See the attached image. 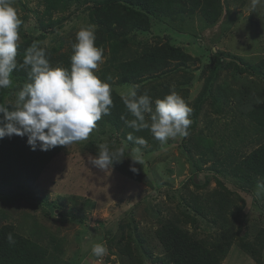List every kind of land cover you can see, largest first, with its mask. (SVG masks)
I'll use <instances>...</instances> for the list:
<instances>
[{
  "label": "rangeland",
  "instance_id": "1",
  "mask_svg": "<svg viewBox=\"0 0 264 264\" xmlns=\"http://www.w3.org/2000/svg\"><path fill=\"white\" fill-rule=\"evenodd\" d=\"M97 1L14 0L23 21L20 42L35 39L47 54L70 65L77 31L94 25L95 43L104 49L96 74L110 76L120 97L129 86L139 85V94L147 91L154 101L175 85L192 108L189 135L161 144L149 129L134 131L125 123L116 127L103 116L88 139L63 146L39 173L15 181L0 178V227L12 225L30 239L35 252L41 248L40 264H164L166 251L156 235L160 219L186 227L195 240L227 246L219 264H264V198L255 195L256 177H247L238 166V153L234 162L227 157L234 150H251L253 145L242 142L260 130L264 3L252 10L250 0H151L156 9L147 27H131L130 21L123 37L104 41L96 16L105 12L94 9ZM166 43L190 60L173 61L136 83L120 82L123 61L148 57ZM218 57L231 62L230 67L219 69ZM11 78L13 85L3 89L1 98L6 107L15 105L26 82ZM129 133L147 143L127 141ZM102 143L112 149L127 143L125 155L139 148L142 163L125 157L109 169L98 168L89 160ZM220 197L226 205L218 212ZM183 212L185 224L177 221ZM95 242L108 248L102 260L91 254ZM240 242L248 251L236 247Z\"/></svg>",
  "mask_w": 264,
  "mask_h": 264
},
{
  "label": "clouds",
  "instance_id": "2",
  "mask_svg": "<svg viewBox=\"0 0 264 264\" xmlns=\"http://www.w3.org/2000/svg\"><path fill=\"white\" fill-rule=\"evenodd\" d=\"M261 3L264 0H250V7L255 10ZM22 23L14 0H0V89L13 85L11 76L18 67ZM95 41L94 25H84L77 31L70 67L51 65L46 49L38 42L34 41L26 49L19 67L29 69L30 82L17 92L12 110L0 103V139L12 135L27 136L32 150H36L39 143L43 151L88 139L96 123L110 115L114 106L111 77L101 79L94 71L104 62V49ZM139 88V85H131L121 93L123 104L134 117L128 120L121 116L127 127L134 131L149 129L161 144L189 135L192 108L176 91L175 85L170 86L169 93L154 101L147 91L139 94ZM126 139L139 145L147 143L144 138L133 137L131 133ZM98 147V154L89 161L100 169H109L125 157L142 163L139 148L125 155L127 143L117 149L110 148L108 143ZM131 170L135 172L136 168ZM255 195L257 198L264 196V180L257 182ZM6 240L10 245L16 242L11 232L6 234ZM91 254L102 260L108 254V248L104 243L95 242Z\"/></svg>",
  "mask_w": 264,
  "mask_h": 264
},
{
  "label": "trees",
  "instance_id": "3",
  "mask_svg": "<svg viewBox=\"0 0 264 264\" xmlns=\"http://www.w3.org/2000/svg\"><path fill=\"white\" fill-rule=\"evenodd\" d=\"M153 5L151 0H98L95 3L94 9L105 12V15L104 17L96 16L97 22H100L99 32L97 33L102 37V40L106 41L107 39H111L114 35L123 37V35L126 34L124 27L130 21L131 27H147L149 15L155 13L156 7ZM135 7L138 9H135ZM259 10L260 8L258 11ZM120 15H124V17H120ZM104 18L105 20H102ZM34 41L37 42L35 39L23 40L19 42V47L17 49L18 67L12 74L16 78L18 76L19 78L24 77L26 82L21 83V88L30 82L28 78L29 69L19 67V65L23 62L26 49L31 46ZM43 48L46 49V52L48 51L46 47L43 46ZM48 53L50 52L48 51ZM48 58L53 66L60 64L65 67H70L68 64H62V60H57L54 55L48 54ZM190 58L191 56L189 54L166 43L163 46H158L148 57L145 56L127 62L123 61L120 69V82L136 83L140 81L142 77L164 70V67L167 68L173 61L184 64L190 60ZM229 64L231 65V62L226 64L221 57H218L217 67L219 69L229 68ZM261 64L263 63L261 62ZM2 93L3 89H0V103ZM206 93L207 89L201 91L197 98V100H199L197 107L203 103ZM112 99L114 106L111 108V114L107 115L105 118L108 122L117 127V125L124 123L121 119L122 115L128 119L131 117V114L126 109L119 94L113 88ZM12 106L14 105L8 104L7 108L12 110ZM252 115L256 116V110L252 112ZM257 117V123L260 126L257 137L246 138L244 140L245 142H242V146L248 147L251 144L253 148L243 152L241 150H234L227 154V157L232 158L234 162V156L238 153V166L248 174L247 177L255 176L256 184L258 181L264 180V110L262 113H257ZM254 119L256 120V118ZM62 147L63 146H56L50 150L43 151L40 150L38 143L36 150H32L27 143V136H5L0 139V178H5L9 181L28 179V177L33 174L39 173L43 165L59 153ZM229 161L232 162L231 159H229ZM246 180H248V178H246ZM261 197L264 198V196ZM223 198L224 197H220L217 200L216 207L218 212L220 209L225 210L224 206L226 205V199ZM181 218L182 219L177 218V221H182L185 224L186 217L184 212L181 214ZM160 220L161 221L158 222L156 235L160 244L166 251L167 260L164 264H219L222 254L227 252V246L219 249L216 248L215 245H211V243L207 244L204 241L195 240L185 231V229H187L186 227L184 229L171 220ZM193 220L194 218L192 222ZM9 232L13 234L16 241L13 245H10L6 240V234ZM236 247L242 251H248L247 244L241 243ZM258 249L259 248L256 247L257 257L260 255ZM41 257V248L35 252L30 239L17 233L12 225H3L0 227V264H40L39 261ZM256 263L259 264V261H256ZM131 264H133V262H131Z\"/></svg>",
  "mask_w": 264,
  "mask_h": 264
}]
</instances>
